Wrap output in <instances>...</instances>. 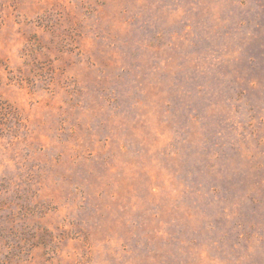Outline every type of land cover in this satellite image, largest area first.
I'll list each match as a JSON object with an SVG mask.
<instances>
[{"label": "rangeland", "instance_id": "1", "mask_svg": "<svg viewBox=\"0 0 264 264\" xmlns=\"http://www.w3.org/2000/svg\"><path fill=\"white\" fill-rule=\"evenodd\" d=\"M0 264H264V0H0Z\"/></svg>", "mask_w": 264, "mask_h": 264}]
</instances>
